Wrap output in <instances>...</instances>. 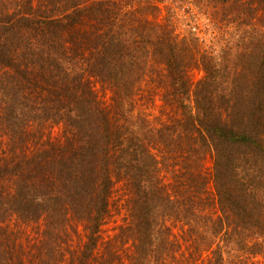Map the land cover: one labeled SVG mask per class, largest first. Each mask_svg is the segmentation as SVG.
Instances as JSON below:
<instances>
[{"label":"trees","instance_id":"trees-1","mask_svg":"<svg viewBox=\"0 0 264 264\" xmlns=\"http://www.w3.org/2000/svg\"><path fill=\"white\" fill-rule=\"evenodd\" d=\"M150 76L170 124L133 116ZM0 131V264H259L264 0H0ZM117 172L129 218L106 241Z\"/></svg>","mask_w":264,"mask_h":264},{"label":"rangeland","instance_id":"rangeland-1","mask_svg":"<svg viewBox=\"0 0 264 264\" xmlns=\"http://www.w3.org/2000/svg\"><path fill=\"white\" fill-rule=\"evenodd\" d=\"M190 14H188L186 7H182V9L179 12V20L176 22V33L183 37L187 34V30L190 29V26L187 22V17ZM200 36L205 40L206 43L209 41V34H200ZM193 78L195 81L201 79L203 77V73L200 71H196L192 73ZM152 77H148L146 81H144L141 84V91L138 94L137 101L135 103V107H132L134 109L133 116H138V114L142 113L148 118V120L153 124L154 126H159L162 122H167L170 124V120L172 118V112L169 108H166L163 106V102L161 101L160 95L157 93L155 95H148L149 91L153 90V83L151 82ZM94 91L96 95L98 96L99 100L105 104L110 105L112 101V93L110 89L106 85H102L99 81L94 80L93 82ZM153 93V92H152ZM141 96V97H140ZM143 116V115H142ZM62 132V127H54L53 128V136H57ZM1 134V131H0ZM6 139V138H4ZM163 173L162 176L165 179L166 183H170V169H168L166 166H161ZM204 172L206 174H209L212 172L213 167V161L211 156H208V158L205 161L204 164ZM177 170V167H176ZM112 179L114 182L113 185V194L111 195L110 199V207H109V215L107 216L106 223L102 228V235L104 240H111L113 238H116L121 233V229L125 226L128 218V202L130 194V188L128 181L123 177V175H119V173L112 174ZM4 219V218H0ZM41 223L33 224L30 227H27L25 224H22L20 221H18L16 218H12L11 220L5 222V225L9 227V232L11 230H15L16 234L21 237H35L37 238V233L41 232ZM79 229L78 235L75 236L73 240L76 241L72 246L75 247L78 246V237L83 236L82 235V225L79 223L78 225ZM178 232V231H177ZM28 235V236H27ZM28 237V238H29ZM82 238V237H81ZM80 238V239H81ZM22 240V239H21ZM24 243V248L27 249V244ZM29 248V247H28ZM33 250L32 248H30ZM257 262L259 264H264V259L258 257Z\"/></svg>","mask_w":264,"mask_h":264}]
</instances>
